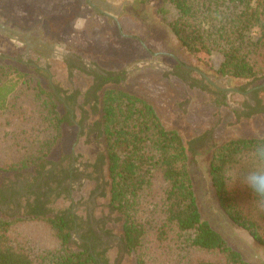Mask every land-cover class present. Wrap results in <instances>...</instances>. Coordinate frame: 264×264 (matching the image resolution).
I'll use <instances>...</instances> for the list:
<instances>
[{
	"label": "trees",
	"instance_id": "obj_1",
	"mask_svg": "<svg viewBox=\"0 0 264 264\" xmlns=\"http://www.w3.org/2000/svg\"><path fill=\"white\" fill-rule=\"evenodd\" d=\"M136 1H155L176 39L197 60L205 62L213 52L223 56L211 71L241 82L237 92L245 99L234 110L238 119L264 113V0ZM65 65L69 76L75 70L92 76L82 102L79 91L69 93L52 83L48 69L23 71L0 57V112L37 110L54 129L25 157L32 171L0 183V264H121L124 255H136L137 264H250L202 218L190 167L202 151H211L209 175L221 208L264 247V197L245 183L256 170L255 153L264 138L215 144L206 131L185 141L159 121L149 102L121 88L126 69L88 65L76 55L68 56ZM192 71L178 63L167 75L209 91L224 104L226 92L206 75L193 77ZM93 116L98 118L90 123ZM65 123H77L82 134L104 142L92 163L76 166L72 155L51 159ZM87 178L97 183L94 193L103 196L108 188V209L121 227L120 257L113 263L107 257L114 241L108 217L89 213L83 218L75 204L52 208L70 196L75 182ZM18 223L43 227L56 245L34 247L32 241L13 238Z\"/></svg>",
	"mask_w": 264,
	"mask_h": 264
},
{
	"label": "rangeland",
	"instance_id": "obj_2",
	"mask_svg": "<svg viewBox=\"0 0 264 264\" xmlns=\"http://www.w3.org/2000/svg\"><path fill=\"white\" fill-rule=\"evenodd\" d=\"M91 1L106 13L97 11L86 0H0V57L15 62L23 71L34 66L48 69L52 83L69 93L74 90L81 93L80 102L92 84V76L79 70L69 76L65 65L68 56H79L86 64H97L106 70L126 69L127 78L121 88L149 102L159 121L178 131L185 141L206 131L212 132L215 144L233 138H264V113L238 119L234 110L242 106L245 96L224 90H237L241 82L216 77L212 72L223 56L213 52L202 62L188 53L161 17L155 1L148 4L136 0ZM104 3L109 6L104 8ZM178 63L190 66L195 78L203 73L226 92L225 103L217 102L209 91L190 87L176 75H167ZM36 111L15 107L0 112V183L15 178L23 170L32 171L25 157L40 141L51 137L48 131H54ZM76 115L78 121L80 111ZM96 118L93 116L90 123ZM103 143L94 134H82L77 123H65L50 157L58 160L72 155L76 166H84L95 160ZM210 159L211 151L204 150L190 167L202 218L248 263L264 264V247L247 230L234 224L221 208L209 175ZM96 185L89 178L75 182L70 196L56 200L52 208L61 210L75 204L77 214L83 218L89 213L97 218L108 217L114 241L107 257L113 263L120 257L117 243L121 227L114 220L115 215H110L108 188L102 196L94 193ZM11 236L26 244L32 241L34 247L56 245L49 231L33 223L16 224ZM135 256L124 255L121 264H137Z\"/></svg>",
	"mask_w": 264,
	"mask_h": 264
},
{
	"label": "clouds",
	"instance_id": "obj_3",
	"mask_svg": "<svg viewBox=\"0 0 264 264\" xmlns=\"http://www.w3.org/2000/svg\"><path fill=\"white\" fill-rule=\"evenodd\" d=\"M256 170L250 172L245 177V183L259 197H264V145H260L256 149Z\"/></svg>",
	"mask_w": 264,
	"mask_h": 264
},
{
	"label": "water",
	"instance_id": "obj_4",
	"mask_svg": "<svg viewBox=\"0 0 264 264\" xmlns=\"http://www.w3.org/2000/svg\"><path fill=\"white\" fill-rule=\"evenodd\" d=\"M90 5H92L93 7H95L94 6V4L92 3V1L91 0H86ZM96 8V7H95ZM200 72V71H199ZM201 73V72H200ZM202 75H204L203 73H201ZM205 76V75H204ZM216 86V85H215ZM217 87V86H216ZM224 90H226V91H237L236 89H232V88H227V89H224Z\"/></svg>",
	"mask_w": 264,
	"mask_h": 264
},
{
	"label": "flooded vegetation",
	"instance_id": "obj_5",
	"mask_svg": "<svg viewBox=\"0 0 264 264\" xmlns=\"http://www.w3.org/2000/svg\"><path fill=\"white\" fill-rule=\"evenodd\" d=\"M104 4H105V5H102L104 8L109 6L108 3H104ZM95 9H97V11H99V12H101V13H106V12H104L102 9H100L99 7H98V8H95Z\"/></svg>",
	"mask_w": 264,
	"mask_h": 264
}]
</instances>
